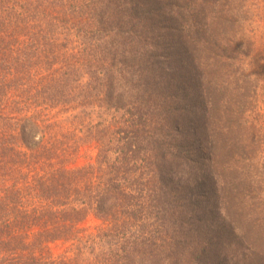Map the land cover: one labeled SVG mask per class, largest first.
Returning a JSON list of instances; mask_svg holds the SVG:
<instances>
[{
    "label": "trees",
    "instance_id": "obj_1",
    "mask_svg": "<svg viewBox=\"0 0 264 264\" xmlns=\"http://www.w3.org/2000/svg\"><path fill=\"white\" fill-rule=\"evenodd\" d=\"M243 1L0 0V264H264Z\"/></svg>",
    "mask_w": 264,
    "mask_h": 264
},
{
    "label": "rangeland",
    "instance_id": "obj_2",
    "mask_svg": "<svg viewBox=\"0 0 264 264\" xmlns=\"http://www.w3.org/2000/svg\"><path fill=\"white\" fill-rule=\"evenodd\" d=\"M243 5L245 8V25L246 32L251 41V47L247 54L240 57L238 64L244 69V73L252 79H256L260 87V97L258 102V112H264V0H244ZM54 113V112H53ZM56 113H54L55 115ZM54 117L59 122L58 126L54 129L53 134L66 133L68 131L75 130L78 127V123L69 121L65 116ZM257 119L259 123L260 116L258 113L252 115ZM61 117V118H60ZM263 118V117H262ZM254 121V119H251ZM98 153L97 144H88L81 147L75 160L70 163V168H78L94 163ZM264 163V154L262 155ZM105 228V226L97 221L94 217H89L84 223L80 225L81 229L85 232L80 235H86V233H96L99 228ZM75 245L73 241L65 242L61 241L52 244L51 247L45 251V254H50L53 258L58 257H75Z\"/></svg>",
    "mask_w": 264,
    "mask_h": 264
}]
</instances>
